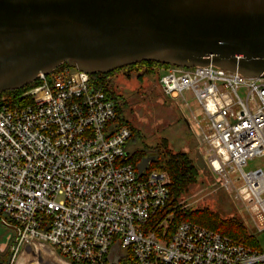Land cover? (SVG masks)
<instances>
[{"label":"built area","instance_id":"2783aa9c","mask_svg":"<svg viewBox=\"0 0 264 264\" xmlns=\"http://www.w3.org/2000/svg\"><path fill=\"white\" fill-rule=\"evenodd\" d=\"M171 100L191 92L190 124L221 187L264 234V77L209 65L158 68ZM162 73H165L161 76ZM86 72L62 65L41 74L23 103L0 104V227L17 260L44 249L64 264H264V251L192 222L170 235L150 222L171 201L168 174L138 175L129 162L133 131ZM111 80V77L109 78Z\"/></svg>","mask_w":264,"mask_h":264},{"label":"water","instance_id":"95a60500","mask_svg":"<svg viewBox=\"0 0 264 264\" xmlns=\"http://www.w3.org/2000/svg\"><path fill=\"white\" fill-rule=\"evenodd\" d=\"M145 61L264 77V0H0V94L64 64L98 75Z\"/></svg>","mask_w":264,"mask_h":264},{"label":"rangeland","instance_id":"374dc122","mask_svg":"<svg viewBox=\"0 0 264 264\" xmlns=\"http://www.w3.org/2000/svg\"><path fill=\"white\" fill-rule=\"evenodd\" d=\"M144 72V68L139 71L135 68L131 71H118L111 76L116 87L115 91L123 98L120 107L124 116L138 131V136L136 139L134 137L129 150L139 148L150 154H157V150L160 148L159 150L162 152L188 155L198 171L197 181L180 198L179 205L186 209L208 208L219 212L224 218H238L253 237L248 226L247 215L241 204L237 203L221 187L218 177L207 163L205 148L200 145L191 130V111L197 112L199 108L192 93H184V97L189 103V107H187L183 101L171 100L165 96L160 86V75H150ZM164 74L162 73L161 76ZM259 168L264 169V156L250 160L245 171L250 172ZM160 173L167 174L166 172ZM172 216V214L165 215V228H169ZM10 237L11 232L0 227V249H5L1 252L8 253L9 256L12 255L9 244ZM254 238L257 248L264 251V234ZM237 240L243 241L242 239Z\"/></svg>","mask_w":264,"mask_h":264},{"label":"trees","instance_id":"16d2710c","mask_svg":"<svg viewBox=\"0 0 264 264\" xmlns=\"http://www.w3.org/2000/svg\"><path fill=\"white\" fill-rule=\"evenodd\" d=\"M68 65V64H64ZM169 65L160 64L152 61H145L139 64L131 65L126 68L118 69L109 74H98L95 78H98L102 84H104L108 96L111 100H113L117 107V120L116 125L118 126H128L133 131V138L138 136V131L130 124V122L124 116L122 108L120 107V102L123 100L122 95H119L115 90L114 80L109 78L118 71H131L135 68L139 71L141 68H144V73L150 75H158V68H168ZM37 82L34 81L23 89L15 90V91H7L0 94V104L3 98H5V102H2V105H14L23 103L21 96L24 92L29 90L31 87L36 85ZM131 141V143H132ZM165 146V144H164ZM129 145V149H130ZM164 148V147H163ZM160 149V148H159ZM157 150V161L152 163L147 171V174L152 171H160L166 172L170 177L169 190L171 194V201L167 205L166 209L161 212L157 217H155L150 224L148 225V229H152L157 231V227L160 223L165 220L166 214H172L173 218L169 226L170 235L174 234L179 227V225L183 222H192L198 225H201L205 228H208L212 231H215L219 234L227 236L233 239H242L246 244L250 246H256V240L254 236L252 237L244 223L238 218H224L222 215L217 212L210 210L208 208L205 209H186L179 205V200L182 196H184L191 185L196 183L198 171L196 166L194 165L191 158L184 153H168L166 151ZM130 151V150H129ZM148 154V151L144 149H131L129 162L137 168V165L145 158ZM11 256L8 253L3 254L0 252V264L10 263ZM77 264V263H74Z\"/></svg>","mask_w":264,"mask_h":264},{"label":"bare ground","instance_id":"6f19581e","mask_svg":"<svg viewBox=\"0 0 264 264\" xmlns=\"http://www.w3.org/2000/svg\"><path fill=\"white\" fill-rule=\"evenodd\" d=\"M53 255V253L48 252L42 248L40 249V252L38 254H31L29 250H26V252H24V254L19 258L17 264H31L33 261H36V259V263L40 264H54L55 262L56 264H62L61 261L58 262L57 258H55V256Z\"/></svg>","mask_w":264,"mask_h":264},{"label":"crops","instance_id":"0c3cea01","mask_svg":"<svg viewBox=\"0 0 264 264\" xmlns=\"http://www.w3.org/2000/svg\"><path fill=\"white\" fill-rule=\"evenodd\" d=\"M9 244H10V241H9ZM4 250H5V249H0V252H1V251H4ZM25 252H26V251H25ZM29 252H30L31 254H38V253H39V252H36L34 248L30 249ZM23 254H24V253H23ZM23 254H21L20 257H21ZM34 256H35V255H34ZM20 257H19V258H20ZM19 258H18V260H17V263H18V261H19ZM55 258H56V257H55ZM57 261L60 262V260H59L58 258H57ZM34 262L36 263V262H37V259H36V261H33V264H35ZM61 263H62V262H61ZM7 264H9V263H7ZM36 264H40V263H36ZM62 264H64V263H62Z\"/></svg>","mask_w":264,"mask_h":264}]
</instances>
